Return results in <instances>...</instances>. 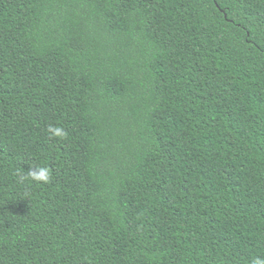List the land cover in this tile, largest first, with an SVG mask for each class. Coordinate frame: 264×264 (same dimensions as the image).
Masks as SVG:
<instances>
[{"label": "trees", "instance_id": "trees-1", "mask_svg": "<svg viewBox=\"0 0 264 264\" xmlns=\"http://www.w3.org/2000/svg\"><path fill=\"white\" fill-rule=\"evenodd\" d=\"M257 258L264 0H0V264Z\"/></svg>", "mask_w": 264, "mask_h": 264}, {"label": "clouds", "instance_id": "clouds-1", "mask_svg": "<svg viewBox=\"0 0 264 264\" xmlns=\"http://www.w3.org/2000/svg\"><path fill=\"white\" fill-rule=\"evenodd\" d=\"M48 132L51 137L63 139L66 137L67 133L62 127L49 126ZM20 179L30 180L32 182H37L40 184H48L51 179V171L48 167H35L27 170L26 175L20 174ZM253 264H264V259L257 258L253 261Z\"/></svg>", "mask_w": 264, "mask_h": 264}]
</instances>
